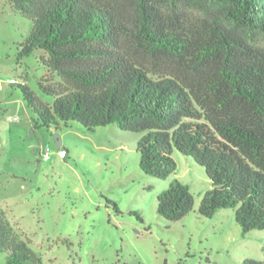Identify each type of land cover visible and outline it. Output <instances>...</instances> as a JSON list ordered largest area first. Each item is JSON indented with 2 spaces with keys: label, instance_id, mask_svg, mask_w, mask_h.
I'll use <instances>...</instances> for the list:
<instances>
[{
  "label": "trees",
  "instance_id": "1",
  "mask_svg": "<svg viewBox=\"0 0 264 264\" xmlns=\"http://www.w3.org/2000/svg\"><path fill=\"white\" fill-rule=\"evenodd\" d=\"M8 3L32 21L18 60L38 50L47 69L40 88L51 102L19 84L37 128L141 134L139 167L160 178L176 171L179 151L210 181L201 216L235 208L243 235L264 231V0ZM194 206L177 178L157 198L169 221ZM0 251L6 264H42L1 206Z\"/></svg>",
  "mask_w": 264,
  "mask_h": 264
},
{
  "label": "rangeland",
  "instance_id": "2",
  "mask_svg": "<svg viewBox=\"0 0 264 264\" xmlns=\"http://www.w3.org/2000/svg\"><path fill=\"white\" fill-rule=\"evenodd\" d=\"M31 28L29 18L0 0V206L42 264L264 260V231L243 235L235 208L220 209L212 218L199 214L210 181L203 166L179 151L176 171L160 178L139 167L141 134L117 125L94 134L79 133L71 125L39 131L37 116L19 87L26 83L42 100L52 101L40 88L47 73L43 53L37 50L18 60ZM258 40L264 44V36ZM55 131L68 145L67 158L59 155ZM44 148L50 150L48 160ZM176 178L189 186L195 206L182 219L169 221L158 213L157 198ZM0 264H6L3 251Z\"/></svg>",
  "mask_w": 264,
  "mask_h": 264
},
{
  "label": "built area",
  "instance_id": "3",
  "mask_svg": "<svg viewBox=\"0 0 264 264\" xmlns=\"http://www.w3.org/2000/svg\"><path fill=\"white\" fill-rule=\"evenodd\" d=\"M59 154L61 157L66 158L68 156V151L65 148H60L59 149ZM43 158L45 160H48L50 158V150L49 148H44L43 149Z\"/></svg>",
  "mask_w": 264,
  "mask_h": 264
},
{
  "label": "water",
  "instance_id": "4",
  "mask_svg": "<svg viewBox=\"0 0 264 264\" xmlns=\"http://www.w3.org/2000/svg\"><path fill=\"white\" fill-rule=\"evenodd\" d=\"M53 139L55 141L57 148L60 149L63 146V138L59 131H55L53 133Z\"/></svg>",
  "mask_w": 264,
  "mask_h": 264
},
{
  "label": "crops",
  "instance_id": "5",
  "mask_svg": "<svg viewBox=\"0 0 264 264\" xmlns=\"http://www.w3.org/2000/svg\"><path fill=\"white\" fill-rule=\"evenodd\" d=\"M41 129H42V128H38L39 131H42ZM50 129L53 130L54 127H51ZM65 131H66V130H65ZM43 132H44V131H43ZM77 132L82 133V134H85L84 132H82V131H80V130H77ZM64 133H65V132H64ZM61 148H65V149L68 151V154H69V148H68V145H66V143H65L64 140H63V146H62ZM59 155H60V154H59ZM62 158H63V157H62ZM66 158H67V157H66ZM38 161H40V159H39Z\"/></svg>",
  "mask_w": 264,
  "mask_h": 264
}]
</instances>
